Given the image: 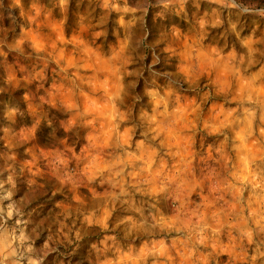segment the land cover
<instances>
[{"label":"rangeland","instance_id":"rangeland-1","mask_svg":"<svg viewBox=\"0 0 264 264\" xmlns=\"http://www.w3.org/2000/svg\"><path fill=\"white\" fill-rule=\"evenodd\" d=\"M65 1L0 0V264H264V0Z\"/></svg>","mask_w":264,"mask_h":264},{"label":"crops","instance_id":"crops-1","mask_svg":"<svg viewBox=\"0 0 264 264\" xmlns=\"http://www.w3.org/2000/svg\"><path fill=\"white\" fill-rule=\"evenodd\" d=\"M63 2H66V1L63 0ZM127 10H128V12L132 13V11L134 12L136 10L139 11V10H144V9H138L135 6L128 5L127 6ZM130 10H132V11H130ZM124 18H127V19L124 20V24L123 25L119 26V27L123 26V28H124V30H121V31H127L128 28H130L131 26L135 25L138 22V18L136 17V15H132L130 17H127V15H125ZM123 40H128L129 41L130 39H129L128 35H127V36H125V39H123Z\"/></svg>","mask_w":264,"mask_h":264},{"label":"clouds","instance_id":"clouds-1","mask_svg":"<svg viewBox=\"0 0 264 264\" xmlns=\"http://www.w3.org/2000/svg\"><path fill=\"white\" fill-rule=\"evenodd\" d=\"M43 198H41L36 204H34L33 206H38L40 203H41V200H42ZM13 211H15V209H13ZM12 213L10 212L9 213V215H11ZM18 214V213H17Z\"/></svg>","mask_w":264,"mask_h":264}]
</instances>
